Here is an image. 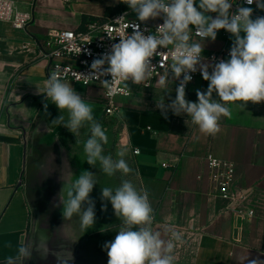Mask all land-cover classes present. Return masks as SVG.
Instances as JSON below:
<instances>
[{"label":"crops","instance_id":"obj_1","mask_svg":"<svg viewBox=\"0 0 264 264\" xmlns=\"http://www.w3.org/2000/svg\"><path fill=\"white\" fill-rule=\"evenodd\" d=\"M14 1L19 9L32 10L33 21L26 32L0 22V264L5 257L15 256L20 245L29 248L37 225L47 228L42 223L48 208H55L59 222L64 223L66 242L35 260L24 258L20 264H107L102 246L114 240L121 221L110 202L104 201L107 210H101V188L115 189L123 179L148 190L154 231L168 240L172 236L166 226L179 229L181 240L174 241L175 264H264V102H248L244 109L239 101L229 103L230 117H222L220 131L210 136L190 117L174 115L170 110L165 117L156 107L175 98L173 85H131L128 97L116 98L119 115L107 117L99 102V88L68 82L92 105L102 127L112 123L116 132L110 148L116 159L124 151L134 171L127 176L118 172L104 177V182L93 188L97 190L96 198L90 194L95 201L94 225L82 228L78 215L63 218V202L75 181L73 156L71 145L58 136L63 126L51 121L60 114L67 120L68 113L45 101V61L34 45L24 44L30 36L44 40L50 31L81 28L87 19H105L120 11L137 16L118 0ZM253 10L264 15L255 4ZM228 39L232 45L230 33ZM222 45L218 33L215 41H205L204 49L217 50ZM207 87L208 81L198 77L185 91L186 99L196 102V91H206ZM213 99L219 100L216 93ZM63 128L71 138H82L84 143L90 132L87 125L76 135ZM133 148L140 152L133 154ZM208 154L233 162L236 184L249 195L255 215L239 231L232 214L211 191L206 177ZM61 158L66 168L60 172L57 166ZM6 242L11 247H5Z\"/></svg>","mask_w":264,"mask_h":264},{"label":"clouds","instance_id":"obj_2","mask_svg":"<svg viewBox=\"0 0 264 264\" xmlns=\"http://www.w3.org/2000/svg\"><path fill=\"white\" fill-rule=\"evenodd\" d=\"M118 2L127 4L140 22L162 18L163 23L157 26L156 34L147 35V28L141 31L138 24L132 25L131 34L120 38L119 43L111 46L110 52L92 62L89 76L100 79L108 95L118 91L112 86L118 82L141 84L149 81L156 69L152 58L159 54L158 49H168L172 45L173 63L157 80L162 86H166L169 79L179 80L175 98L168 103L161 101L156 104L165 117L169 110L177 116L186 115L202 133L215 136L220 131L221 118L231 115L229 103L239 101V107L244 109L248 102H264V16L253 19L254 10L250 7L255 4L257 9L264 11V0H243L249 6H238L235 11L231 9L236 0ZM211 13L216 15L213 17ZM221 29L233 37L230 58L213 64L204 63L205 41H215ZM193 32L199 40L192 39ZM198 67L202 78L208 81V87L206 91L197 90V101L193 102L186 99L185 88L192 80L191 73L196 72ZM105 76H111V80L103 79ZM213 93L219 100L213 99ZM43 95L45 101L56 105L60 112L67 110L68 113L67 120L60 114L51 121L52 124L67 128L74 135L85 125L88 126L90 135L84 143V153L89 165L95 167L99 162L102 172L109 177L118 172L127 176L134 171L124 158V151L118 154L119 159L104 154L108 136L95 119L92 105L57 71L54 70L45 81ZM47 107L45 103L46 113ZM95 175L88 170L82 171L71 184L63 202V218L71 219L78 215L82 228H88L96 221L95 201L90 198L94 186L98 184ZM101 201V210H107L104 201L110 202L114 214L121 221L114 240L102 246L107 252V264H175L174 241L181 240L179 229L175 225H167L166 229L172 236L168 240L163 239L159 231L153 230L155 215L146 188L138 189L130 180L123 179L115 189L102 187ZM5 247H11V244L6 242ZM70 255L72 257V253ZM30 256V249L20 245L15 256L5 257L4 264H20Z\"/></svg>","mask_w":264,"mask_h":264},{"label":"built area","instance_id":"obj_3","mask_svg":"<svg viewBox=\"0 0 264 264\" xmlns=\"http://www.w3.org/2000/svg\"><path fill=\"white\" fill-rule=\"evenodd\" d=\"M235 2V0H233ZM238 6H246L243 0H236L232 6V11H235ZM254 4L250 7L253 8ZM125 13L127 15L125 16ZM257 16L253 11V19ZM33 21V13L31 9L21 10L17 7L14 0H0V22H8L15 30L26 32L29 25ZM162 18L158 20H148L140 22L137 18L129 15V12H116L105 19H87L81 28L75 30H58L47 33L44 40H38L34 37H29L24 46L29 44L34 45L39 57L45 61V72L47 78L55 70L65 82L80 84L84 87L95 86L101 90L99 102L102 105L103 113L107 117L118 116L120 107L116 103V98L119 96L128 97L131 93V85L129 82H118L112 86L118 91L114 95H108L107 89L101 84L100 79H94L91 76V64L95 59H99L103 54L110 52L111 46L119 43L120 38L131 34L133 31L132 25H139L141 31L147 28V34H156L157 26L162 24ZM194 28V26H193ZM220 33L223 45L217 50L203 51L204 63L213 64L220 59H229V33L223 29ZM218 35V34H217ZM193 40L200 38L193 32ZM210 40V39H208ZM172 45L168 49H158L159 54L152 58V64L156 66L152 78L142 83L145 87H150L154 82H157L158 77L164 75L168 67L173 63L171 50ZM107 67V65H105ZM211 71V68H209ZM192 80L186 85L185 91L198 78L202 77L199 67L196 72L191 73ZM171 78V72L169 71ZM183 77L181 76L180 79ZM105 80H111V76L103 77ZM127 83V86L125 84ZM179 80L169 79L166 86H178ZM140 150L133 148L132 153L138 154ZM207 169V180L209 182L213 195L222 203L225 211L232 214L235 220V230L239 231L243 224L251 220L255 215V210L250 204L249 195L245 194L235 180L236 168L235 164L228 160L216 158L211 154L205 157ZM201 175H199V178Z\"/></svg>","mask_w":264,"mask_h":264},{"label":"rangeland","instance_id":"obj_4","mask_svg":"<svg viewBox=\"0 0 264 264\" xmlns=\"http://www.w3.org/2000/svg\"><path fill=\"white\" fill-rule=\"evenodd\" d=\"M103 128L108 136V143L104 145V154L111 155L113 159H116V155H114L113 149L110 148L112 146V138H114V133L116 132V129L112 127L111 122L107 123L105 126H103ZM89 135L90 132L87 134L86 138H88ZM58 136L61 142L66 143L67 145H71V154L73 156L72 163L74 165L73 167L75 179L84 170H88L95 173V178L98 183L104 182V180L102 181L104 177V179L109 178V176L102 173L99 162H97L95 167H93L85 161L86 156L84 153V142H82V138H71V136L65 132V129L63 127H60L58 131ZM59 160L60 161L58 162L57 166L58 171H65V160L62 158ZM95 186L94 189L96 188ZM91 195V197L96 198L97 190H93ZM54 210L55 208H48L46 210L45 217H43L42 226L47 228L40 229L37 225L36 231L31 234L29 249L31 251L30 257L32 260H35L37 257H42L47 253L51 252L50 248H53L58 245H64L63 243L66 242V238L62 229L64 223L59 222V217Z\"/></svg>","mask_w":264,"mask_h":264}]
</instances>
